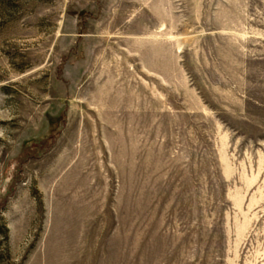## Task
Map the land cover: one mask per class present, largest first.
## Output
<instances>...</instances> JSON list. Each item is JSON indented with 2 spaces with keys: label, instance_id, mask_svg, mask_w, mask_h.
Returning <instances> with one entry per match:
<instances>
[{
  "label": "rangeland",
  "instance_id": "rangeland-1",
  "mask_svg": "<svg viewBox=\"0 0 264 264\" xmlns=\"http://www.w3.org/2000/svg\"><path fill=\"white\" fill-rule=\"evenodd\" d=\"M0 264H264V0H0Z\"/></svg>",
  "mask_w": 264,
  "mask_h": 264
}]
</instances>
